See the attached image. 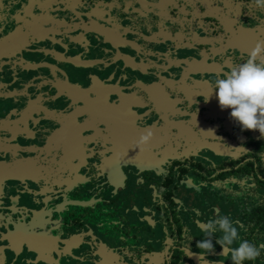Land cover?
<instances>
[{
	"label": "flooded vegetation",
	"instance_id": "1",
	"mask_svg": "<svg viewBox=\"0 0 264 264\" xmlns=\"http://www.w3.org/2000/svg\"><path fill=\"white\" fill-rule=\"evenodd\" d=\"M136 1L31 36L19 27L23 56L0 61V264L207 263L200 224L217 214L264 243V136L241 131L209 86L264 46V11ZM78 27L103 36L64 35ZM46 37L56 46L31 45ZM260 251L243 264H264Z\"/></svg>",
	"mask_w": 264,
	"mask_h": 264
},
{
	"label": "clouds",
	"instance_id": "2",
	"mask_svg": "<svg viewBox=\"0 0 264 264\" xmlns=\"http://www.w3.org/2000/svg\"><path fill=\"white\" fill-rule=\"evenodd\" d=\"M253 6L264 11V0H253ZM209 86L215 91L221 110L231 109L230 117L240 125L241 131L258 130L264 136V46L258 44L246 62L232 67L224 78L215 79ZM151 138L152 132L147 131L140 136L138 144L146 145ZM200 228L206 238L197 241L199 259L213 253L212 237L216 233L220 234L216 243L222 247V255L230 253L232 264L255 261L264 249V243L257 247L248 240H241L238 228L228 216L217 214L215 220L200 224ZM234 243L237 246L233 247Z\"/></svg>",
	"mask_w": 264,
	"mask_h": 264
},
{
	"label": "water",
	"instance_id": "3",
	"mask_svg": "<svg viewBox=\"0 0 264 264\" xmlns=\"http://www.w3.org/2000/svg\"><path fill=\"white\" fill-rule=\"evenodd\" d=\"M124 1L125 0H0V39L3 38V41L0 45V50L7 49V53H3L1 55L0 61L6 60L12 63L13 58L20 59L23 56L22 51L24 50V47L22 46L20 38H18L19 34L17 33L19 27L26 30V32L21 33L22 35L25 34L27 36H31L34 35L33 27L38 24L46 28L57 27L61 29L63 28V24L61 23V21L76 22L80 20L87 23L95 19L94 15L87 14V11L90 12V10L95 7V4H101L103 5V7H109V9L118 10L119 7L124 4ZM128 2H130L131 4L134 3L135 5H137V7L141 6L139 1L136 0H128ZM67 3L74 6L67 7ZM18 15L22 16V18L18 19ZM97 20L103 23L107 22L104 16L97 18ZM79 32L96 35V40H100L102 38L101 36H103V34L96 28L85 30L81 27L73 29L69 33H64V35H76L80 34ZM56 35H61V33H57ZM103 42L106 43L111 49L124 48V46H115L111 41L103 40ZM31 43V45L46 43L48 47L56 46L47 37L42 40L31 41ZM73 43V48H81L80 43L76 41H74ZM154 44L161 45L158 42H155ZM18 47H20V49H18ZM59 49L61 51L64 50L62 46H59ZM52 59L54 63L60 64L56 62V59L54 57ZM71 64L74 67H78L73 63ZM1 67H4L6 70H8L7 72H12L13 70H15V68H22L20 64H16L15 66L2 64ZM216 238L212 239V242ZM257 240L259 239L255 237L251 239V241L249 240V242L257 243ZM218 246L221 247L219 244ZM235 246H237L236 243H234L233 247ZM210 255L212 256L213 254ZM210 255H204V257L201 259H206V261L208 262H203L201 264H215L214 262L223 264L226 263L225 259L228 258L227 256H223L221 253H217L215 254V256H213V261H211V259L209 258Z\"/></svg>",
	"mask_w": 264,
	"mask_h": 264
}]
</instances>
